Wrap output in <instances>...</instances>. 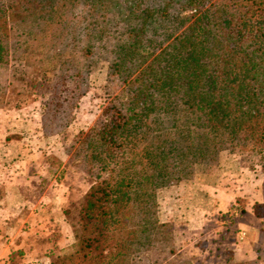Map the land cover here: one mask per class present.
Listing matches in <instances>:
<instances>
[{
  "label": "trees",
  "instance_id": "trees-1",
  "mask_svg": "<svg viewBox=\"0 0 264 264\" xmlns=\"http://www.w3.org/2000/svg\"><path fill=\"white\" fill-rule=\"evenodd\" d=\"M35 55L61 65L54 97L73 80L82 87L49 110L59 128L102 60L121 85L77 140L95 183L81 247L61 264L165 250L172 226L159 218V190L225 151L256 154L264 172V0H0V67Z\"/></svg>",
  "mask_w": 264,
  "mask_h": 264
},
{
  "label": "rangeland",
  "instance_id": "rangeland-1",
  "mask_svg": "<svg viewBox=\"0 0 264 264\" xmlns=\"http://www.w3.org/2000/svg\"><path fill=\"white\" fill-rule=\"evenodd\" d=\"M60 68L41 55L12 57L0 67V243L15 247L0 264H61L81 247V212L95 177L77 154V140L101 118L121 85L110 79L102 60L64 119L67 125L59 128L60 119L49 110L69 100L71 90H82L73 80L70 90L62 87L61 97H54ZM205 168L159 190L158 215L172 226L171 237L165 250L142 252L130 264H264V207L259 215L252 208L264 196L259 157L225 151L219 165ZM256 239L257 252L240 255L238 247ZM25 242L42 244L30 251L36 259L22 247Z\"/></svg>",
  "mask_w": 264,
  "mask_h": 264
},
{
  "label": "crops",
  "instance_id": "crops-1",
  "mask_svg": "<svg viewBox=\"0 0 264 264\" xmlns=\"http://www.w3.org/2000/svg\"><path fill=\"white\" fill-rule=\"evenodd\" d=\"M259 201H262L259 199ZM264 220V218H262ZM260 244L261 241L260 239H256V240H252V241H246L244 244H241L238 249H241L242 252H240V255L244 256V257H249L254 255V252H257L255 250L260 248ZM25 250L28 252V255L30 257H32L33 259H36L34 257V251H36L37 249L40 250L42 247V244L36 243V242H31L30 244H28L27 242H25ZM12 249H15V247L12 245L11 242L7 243H0V259L9 255V253L12 251ZM237 249V248H236ZM34 250L32 254H30V251Z\"/></svg>",
  "mask_w": 264,
  "mask_h": 264
}]
</instances>
